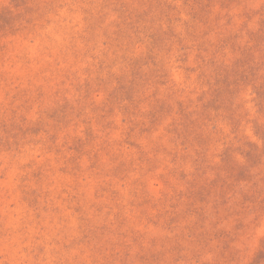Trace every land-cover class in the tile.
Returning <instances> with one entry per match:
<instances>
[{
    "label": "rangeland",
    "instance_id": "rangeland-1",
    "mask_svg": "<svg viewBox=\"0 0 264 264\" xmlns=\"http://www.w3.org/2000/svg\"><path fill=\"white\" fill-rule=\"evenodd\" d=\"M0 264H264V0H0Z\"/></svg>",
    "mask_w": 264,
    "mask_h": 264
}]
</instances>
